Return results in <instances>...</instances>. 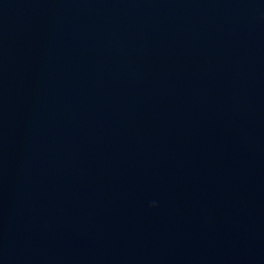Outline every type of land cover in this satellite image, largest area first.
Segmentation results:
<instances>
[{"label": "water", "instance_id": "1", "mask_svg": "<svg viewBox=\"0 0 264 264\" xmlns=\"http://www.w3.org/2000/svg\"><path fill=\"white\" fill-rule=\"evenodd\" d=\"M0 264H264V0H0Z\"/></svg>", "mask_w": 264, "mask_h": 264}]
</instances>
